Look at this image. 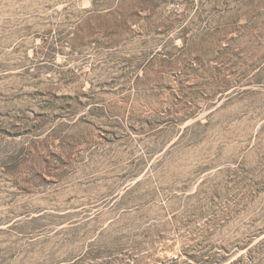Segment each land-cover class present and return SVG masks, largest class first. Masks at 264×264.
<instances>
[{"label": "rangeland", "instance_id": "1", "mask_svg": "<svg viewBox=\"0 0 264 264\" xmlns=\"http://www.w3.org/2000/svg\"><path fill=\"white\" fill-rule=\"evenodd\" d=\"M0 264H264V0H0Z\"/></svg>", "mask_w": 264, "mask_h": 264}]
</instances>
